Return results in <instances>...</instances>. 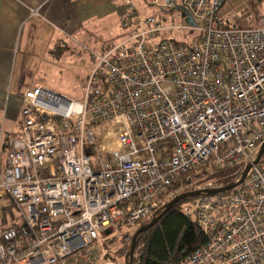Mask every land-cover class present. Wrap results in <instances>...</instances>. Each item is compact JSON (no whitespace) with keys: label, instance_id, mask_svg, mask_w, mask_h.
I'll use <instances>...</instances> for the list:
<instances>
[{"label":"built area","instance_id":"2783aa9c","mask_svg":"<svg viewBox=\"0 0 264 264\" xmlns=\"http://www.w3.org/2000/svg\"><path fill=\"white\" fill-rule=\"evenodd\" d=\"M226 1L124 0L127 38L90 51L82 101L24 92L0 172L22 231L0 227V264H98L106 233L150 222L183 176L228 172L202 189L239 180L264 142V13L230 27ZM182 212L204 236L186 264H264V154L239 186Z\"/></svg>","mask_w":264,"mask_h":264},{"label":"crops","instance_id":"0c3cea01","mask_svg":"<svg viewBox=\"0 0 264 264\" xmlns=\"http://www.w3.org/2000/svg\"><path fill=\"white\" fill-rule=\"evenodd\" d=\"M35 9L37 16L31 15ZM123 13L124 0H0V172L9 142L20 133L23 94L42 86L40 62L67 51L76 35L93 43L98 30L92 25L119 24ZM98 40L92 44L97 50L110 47ZM7 203L0 200V223Z\"/></svg>","mask_w":264,"mask_h":264},{"label":"rangeland","instance_id":"374dc122","mask_svg":"<svg viewBox=\"0 0 264 264\" xmlns=\"http://www.w3.org/2000/svg\"><path fill=\"white\" fill-rule=\"evenodd\" d=\"M148 14L154 16L158 21L169 24L175 22L182 25V12L172 11L162 14L160 11L150 9ZM264 13V0H227L221 15L230 27L246 28L256 26ZM95 30V38L98 41H104L108 46L119 43L127 38L124 31H121L119 24L110 23L101 29L92 25ZM92 41L95 43V40ZM113 41V42H112ZM87 42V39L80 36H74L66 43L68 50L57 54L58 57L46 56L40 62V70L42 75L43 88L50 89L57 94L65 96L69 100L82 101L84 96L85 80L94 66L90 51H96L97 46ZM96 49V50H95ZM252 158H255V153ZM228 172L212 170L210 168H202L196 173H192L187 180H184L175 191L162 199L165 204L174 196L186 193L189 189L198 190L208 185V183H218L228 181L230 177ZM10 207V211L6 213V219H15L20 223L16 209L10 206V203L4 205ZM1 218V210H0ZM134 232L129 234L127 230L117 227L106 233L101 246V260L98 264H124V257L128 253L131 237ZM182 264H186L185 262Z\"/></svg>","mask_w":264,"mask_h":264},{"label":"trees","instance_id":"16d2710c","mask_svg":"<svg viewBox=\"0 0 264 264\" xmlns=\"http://www.w3.org/2000/svg\"><path fill=\"white\" fill-rule=\"evenodd\" d=\"M184 180H187L186 176H183L160 199H164L165 196L175 191ZM198 197L174 205L158 220L154 227L138 237L132 264H182L195 248L204 243V236L201 230L191 223L182 212L186 203ZM10 206L12 207L11 203ZM10 209V207L5 208L3 210L4 214ZM162 210L163 207L159 210L157 216L161 214ZM13 225L21 233L22 225L13 218L8 220L4 217L0 223L1 228ZM127 254L124 257V264H126Z\"/></svg>","mask_w":264,"mask_h":264},{"label":"water","instance_id":"95a60500","mask_svg":"<svg viewBox=\"0 0 264 264\" xmlns=\"http://www.w3.org/2000/svg\"><path fill=\"white\" fill-rule=\"evenodd\" d=\"M187 22L189 24H192V20L191 18L187 19ZM264 154V142L263 144L260 146L257 155L255 157V160L252 162V164L247 165L245 167V169L243 170V172L240 175V178L237 182L234 183H229L221 188H217V189H198V190H194V191H188L186 193H182L179 195L174 196L169 202H167L164 206H163V210L161 212L160 215L155 216L147 225H143L140 228H138L133 236L131 237V241H130V245H129V250H128V254L126 257V264H132L133 262V257H134V250L136 247V242L138 237L145 233L146 231H148L150 228L154 227L155 224L158 222V220L165 214L167 213L174 205L178 204L179 202L188 200V199H192L201 195H216V194H220L223 193L225 191L231 190L237 186H239L241 183H243V181L245 180L248 171L250 170L252 165H256L259 163L261 157Z\"/></svg>","mask_w":264,"mask_h":264}]
</instances>
